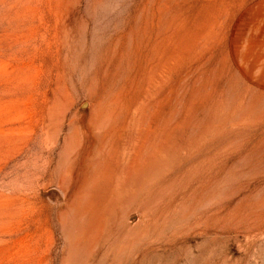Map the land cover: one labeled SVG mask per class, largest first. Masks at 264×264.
Masks as SVG:
<instances>
[{
    "label": "rangeland",
    "instance_id": "374dc122",
    "mask_svg": "<svg viewBox=\"0 0 264 264\" xmlns=\"http://www.w3.org/2000/svg\"><path fill=\"white\" fill-rule=\"evenodd\" d=\"M0 264H264V0H0Z\"/></svg>",
    "mask_w": 264,
    "mask_h": 264
}]
</instances>
